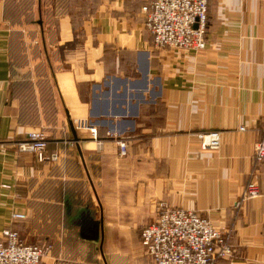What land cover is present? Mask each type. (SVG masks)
<instances>
[{
	"label": "crops",
	"instance_id": "0c3cea01",
	"mask_svg": "<svg viewBox=\"0 0 264 264\" xmlns=\"http://www.w3.org/2000/svg\"><path fill=\"white\" fill-rule=\"evenodd\" d=\"M148 1L0 0V232L51 243L40 264H151L141 232L165 199L230 231L220 264H264V0H209L197 50L156 47ZM77 119L97 137L74 140ZM35 129L57 161L18 149Z\"/></svg>",
	"mask_w": 264,
	"mask_h": 264
},
{
	"label": "built area",
	"instance_id": "2783aa9c",
	"mask_svg": "<svg viewBox=\"0 0 264 264\" xmlns=\"http://www.w3.org/2000/svg\"><path fill=\"white\" fill-rule=\"evenodd\" d=\"M145 25L156 47L201 49L207 46L209 0H149L142 6ZM76 127L87 126L97 137V128L87 119H77ZM242 129L245 126H241ZM203 148H219L222 131L213 129L198 133ZM48 134L31 130L18 142V149L34 153L40 161H57L58 152L46 153ZM121 152H128L126 140L119 139ZM255 156L264 162V134L255 145ZM10 186V185H8ZM255 182L245 188L246 197L257 194ZM238 204V202H237ZM24 211H14L12 219H27ZM141 243L151 264H220L234 256L230 231L214 224L198 210L173 206L165 199L156 204V218L142 228ZM51 248L49 242L27 243L12 224L0 232V264H40Z\"/></svg>",
	"mask_w": 264,
	"mask_h": 264
},
{
	"label": "water",
	"instance_id": "95a60500",
	"mask_svg": "<svg viewBox=\"0 0 264 264\" xmlns=\"http://www.w3.org/2000/svg\"><path fill=\"white\" fill-rule=\"evenodd\" d=\"M72 130H73V132H74V140H79V136H78V134H77V130H76V128H75V125H74V123L72 122Z\"/></svg>",
	"mask_w": 264,
	"mask_h": 264
}]
</instances>
